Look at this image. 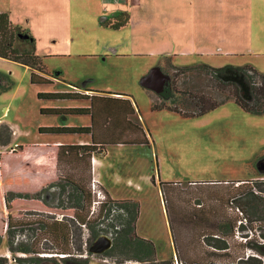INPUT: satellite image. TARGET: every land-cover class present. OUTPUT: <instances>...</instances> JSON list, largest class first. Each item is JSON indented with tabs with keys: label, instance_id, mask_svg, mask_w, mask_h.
<instances>
[{
	"label": "rangeland",
	"instance_id": "374dc122",
	"mask_svg": "<svg viewBox=\"0 0 264 264\" xmlns=\"http://www.w3.org/2000/svg\"><path fill=\"white\" fill-rule=\"evenodd\" d=\"M40 1L0 0V8L13 9V18L9 16L13 26L28 32L34 38L36 54L46 67L47 74L61 79L56 84L32 83L30 68L0 57V127L7 125L13 131L6 146L15 148L19 145H33V138H60L66 140L67 144L76 143L78 139L91 141L89 135L39 132V127H46L55 121L59 123L63 120L69 124L91 123L90 116L73 114L58 117L41 113V109L79 106L84 103L38 96L39 93L63 88L62 80L105 94H128L137 104L139 124L148 132L151 144L147 147L109 143L106 155H95L94 164L102 172L105 188L112 196L119 201L132 200L138 204L136 234L156 242L162 254L168 252L167 239L172 235L174 264H182L177 256L176 244L184 249L182 258L189 263L231 264L235 257L242 256L243 253H256L245 246L250 242L256 248L264 243V203L255 201L252 197L253 194L264 197V114L245 112L232 100L194 118H185L168 110L153 111L152 93L141 84L149 71L163 57L173 58L177 66H196L200 63L184 61L181 56L150 53L151 43L158 45L166 40L159 30H156L154 39L146 38L143 33L144 24L139 19L133 22V28L142 31L139 34L130 32L131 26L119 30L102 27L99 18L94 15L98 0H68V8H50L47 11L42 10L44 3ZM61 1L54 2L63 7ZM238 1H230L227 8L234 11ZM241 1L244 5L236 9L233 15L246 17L251 23L254 34L250 45L246 47H250V51L244 56L226 57L212 67L249 65L264 74V0ZM38 2L42 5L41 10L36 8ZM36 10L39 11L38 15ZM242 35L243 32L239 31L241 38ZM110 48H117V55H113ZM193 85L207 92L213 90V83L208 77H201ZM4 149L5 147L0 146V153ZM93 173L96 174L95 169ZM152 176L156 178L155 184L151 182ZM159 182L179 183L168 187L172 190L170 201L177 238H174L170 226L166 193ZM189 182L219 184L193 186ZM52 190V195L56 197L49 204H62L63 209L68 208L66 194L61 196L59 188ZM99 190L97 187L95 191ZM103 199L104 194H93L85 226L80 227L73 221V245L68 251L73 259L87 258L89 264H116L111 261L104 263L103 256L90 255L88 247L93 241L89 246L86 245L91 227L97 230L105 227L102 221L104 213L101 217L99 215L100 201ZM193 209L194 213L203 214L205 220L195 221L191 215ZM180 217L193 222L184 224ZM54 218L63 220L60 214ZM35 232L25 228L18 230L10 238L4 235L0 256L8 255L9 263L15 264L13 257L23 258L26 255L20 252L12 254L7 249V241H12L14 246L26 244ZM203 233L219 235L227 242L228 252L211 253L204 245L205 239L201 237ZM41 247L48 248L46 253L60 252L58 246L53 247L51 243H45ZM41 264L63 263L55 258ZM123 264L136 262L124 261Z\"/></svg>",
	"mask_w": 264,
	"mask_h": 264
},
{
	"label": "trees",
	"instance_id": "16d2710c",
	"mask_svg": "<svg viewBox=\"0 0 264 264\" xmlns=\"http://www.w3.org/2000/svg\"><path fill=\"white\" fill-rule=\"evenodd\" d=\"M128 23L129 15L122 12L113 19L101 20L100 25L110 30H119L126 27ZM35 49L34 38L28 32L13 26L7 13L0 12V57L30 68L32 83L52 84L43 76L50 74H47L46 67ZM153 68H156L160 76L164 78L156 90L142 86L152 93L153 111L168 110L185 118H194L232 100L245 112L255 115L264 114V74L252 66L228 65L215 68L204 63L196 66H175L170 57H163ZM201 77H208L213 83L211 92L193 85V82L201 80ZM190 83H192L191 86ZM86 92L92 91L86 90ZM109 95L111 94L39 93V97L46 99H72L86 104L74 108L41 109L43 114L58 117L78 114L91 117L89 126L39 127V132L55 135H89L91 141L88 144L19 145L10 153H0V245L4 235L10 238L18 230L25 228L33 233L36 231L35 236L33 235L26 244L14 246L12 241H7V249L12 254L20 252L26 255L23 258L13 257L15 264H41L44 261L59 258V255H67L65 258H59L63 264H89V259H73L68 251L73 245V225L76 223L81 227L86 224L87 212L95 193L90 183L92 158L106 153V146L109 143L138 144L147 147L151 144L148 132L139 124V110L127 98L128 96L126 94H122L121 97ZM12 135L13 131L10 127L1 126L0 146H6ZM115 137L118 138L115 139ZM151 182L155 184V176H152ZM208 183L217 182H193L192 184ZM159 184L166 193L170 226L174 238H177L170 201L172 190L168 187L179 183L159 182ZM54 188H59L61 196L66 194L67 210L63 209L62 204L60 206L49 204V201L56 197L52 195ZM100 191L104 194V201L100 206L99 215L101 217L104 213L102 221L105 227L98 230L91 227L89 242L86 245L89 246L91 241L94 242L99 236L105 235L112 240V246L102 255L96 256L106 257L116 264H123L124 261H134L136 264H174L172 257L168 260H157L154 243L136 234L135 222L138 216L136 202L112 200L103 189ZM260 196L252 195L255 201L264 203V197ZM194 212L195 209L192 210L191 215L195 221L196 219L205 220L203 214ZM59 214L63 220L54 218ZM180 220L184 224L193 222L191 219L189 220L192 222L187 221L184 217H180ZM41 236L43 238H40ZM201 237L205 239L204 245L211 253L228 252L227 242L219 235L203 233ZM262 238L264 239V235ZM42 240L45 243H51L53 247L58 246L60 252L46 253L45 250L48 248L41 247L45 244L41 243ZM249 243L245 248L256 253H243L242 256L235 257L231 264H264V243L256 248ZM179 246L176 244L175 249L180 263L199 264L195 261L189 263L183 259L182 253L185 251ZM45 254L56 256H42ZM0 264H10L9 259L0 256Z\"/></svg>",
	"mask_w": 264,
	"mask_h": 264
},
{
	"label": "crops",
	"instance_id": "0c3cea01",
	"mask_svg": "<svg viewBox=\"0 0 264 264\" xmlns=\"http://www.w3.org/2000/svg\"><path fill=\"white\" fill-rule=\"evenodd\" d=\"M11 1V0H10ZM13 1V0H12ZM55 0H41L44 5L42 6L39 2L36 6L38 10H49L50 8H68L70 5L68 0H62L60 4L54 2ZM65 1V2H64ZM71 1V0H69ZM89 1V0H88ZM232 0H98L97 7L94 10V15L101 20H109L115 18L119 13H127L129 15V23L127 26L132 27V33H141L138 29L133 28V22L139 19L144 24L143 33L146 38L153 37L156 30L165 37L164 42H160L158 45H149L150 53L163 56H181L184 61H190L198 63L209 64L216 66L220 60L226 57L234 55H246L250 50L246 48L250 45L251 39L253 38L254 31L252 32L251 23L249 19L240 18L234 16L233 12L242 7L244 4L239 0L235 6L234 11L227 8V5ZM64 2V4H63ZM6 11L10 18H13V9L4 10L0 8V12ZM39 11L36 10V15ZM229 13L230 15H227ZM39 21H41L39 19ZM53 24V23H51ZM126 26V27H127ZM136 29V30H135ZM239 31L243 32L242 38L239 36ZM146 44V43H145ZM148 45V44H146ZM113 55H117V48H110ZM147 51V52H149ZM218 60V62H217ZM173 65L175 64L173 58H171ZM47 70V69H46ZM53 84L61 82L57 76L43 75ZM55 77V78H54ZM63 88L53 90V93H89L103 95L102 92H86L87 89L84 86L78 85L77 87L72 85L71 82H65L62 80ZM113 97H121L122 94H112ZM132 103L136 106L133 98L126 94ZM81 105L72 106H56L55 108H74L80 107ZM87 107V106H86ZM58 118V117H57ZM64 119V118H63ZM52 122L46 127H76V126H89L88 122L83 124H69L66 121ZM139 121V120H138ZM74 143V142H73ZM87 139H78L76 144H88ZM31 144L38 145H60L67 144L66 140L63 139H41L38 140L33 138ZM5 149L3 152H11L16 147L3 146ZM107 153V152H106ZM106 153L100 154V156L106 155ZM95 158V157H94ZM96 159V158H95ZM98 162V160L96 161ZM96 164V163H95ZM95 167V177L99 180V189H103L112 200H117L112 196L111 192L105 188L104 176L97 166ZM102 183V184H101ZM193 182H189V185H193ZM212 185L217 183H208ZM99 190V191H100ZM101 192V191H100ZM103 194V192H101ZM150 240V239H149ZM156 257L158 260H166L173 255L174 248L172 242V235H169L167 239L168 252L161 253L156 242Z\"/></svg>",
	"mask_w": 264,
	"mask_h": 264
},
{
	"label": "water",
	"instance_id": "95a60500",
	"mask_svg": "<svg viewBox=\"0 0 264 264\" xmlns=\"http://www.w3.org/2000/svg\"><path fill=\"white\" fill-rule=\"evenodd\" d=\"M164 78L160 76L156 68H152L149 73L142 79L141 84L143 87L156 90L157 86H160ZM112 246V240L105 236H99L90 246L89 253L92 255H102L109 250Z\"/></svg>",
	"mask_w": 264,
	"mask_h": 264
},
{
	"label": "built area",
	"instance_id": "2783aa9c",
	"mask_svg": "<svg viewBox=\"0 0 264 264\" xmlns=\"http://www.w3.org/2000/svg\"><path fill=\"white\" fill-rule=\"evenodd\" d=\"M95 163V158L93 157L92 158V182H91V187H92V190L95 192V194L97 195V196H99V195H101L102 193L100 192V191H95L96 190V188L97 187H99V180L95 177V175H94V173H93V171H94V166H93V164ZM85 226V225H84ZM42 256H47V257H55L56 255L55 254H45V255H42ZM96 256V255H95ZM5 257H7L8 259H9V257H8V255H5ZM59 258H65V257H67V255H59L58 256ZM11 259V258H10ZM14 260V259H13ZM102 261L104 262V263H108V262H110V260L108 259V258H103L102 259Z\"/></svg>",
	"mask_w": 264,
	"mask_h": 264
},
{
	"label": "flooded vegetation",
	"instance_id": "af4514ba",
	"mask_svg": "<svg viewBox=\"0 0 264 264\" xmlns=\"http://www.w3.org/2000/svg\"><path fill=\"white\" fill-rule=\"evenodd\" d=\"M104 201V199L103 200H101L100 201V205H102V202ZM56 209V208H55ZM70 210H71V208H69ZM65 210H67V208H65Z\"/></svg>",
	"mask_w": 264,
	"mask_h": 264
}]
</instances>
